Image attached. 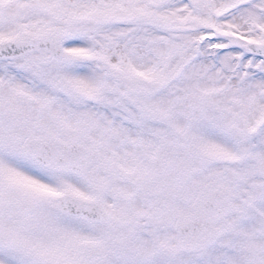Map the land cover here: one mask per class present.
<instances>
[{"label": "snow or ice", "instance_id": "6c2138e0", "mask_svg": "<svg viewBox=\"0 0 264 264\" xmlns=\"http://www.w3.org/2000/svg\"><path fill=\"white\" fill-rule=\"evenodd\" d=\"M0 264H264V0H0Z\"/></svg>", "mask_w": 264, "mask_h": 264}]
</instances>
